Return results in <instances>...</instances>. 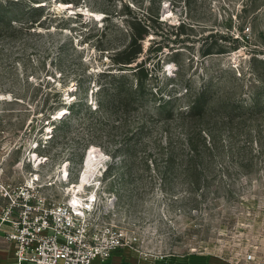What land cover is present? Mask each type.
Instances as JSON below:
<instances>
[{
    "label": "rangeland",
    "instance_id": "374dc122",
    "mask_svg": "<svg viewBox=\"0 0 264 264\" xmlns=\"http://www.w3.org/2000/svg\"><path fill=\"white\" fill-rule=\"evenodd\" d=\"M73 1L0 0V209L41 157L63 200L54 170L96 147L128 250L264 264V0ZM146 31L147 64L115 67ZM122 74L136 104L111 101Z\"/></svg>",
    "mask_w": 264,
    "mask_h": 264
},
{
    "label": "built area",
    "instance_id": "2783aa9c",
    "mask_svg": "<svg viewBox=\"0 0 264 264\" xmlns=\"http://www.w3.org/2000/svg\"><path fill=\"white\" fill-rule=\"evenodd\" d=\"M41 158L44 162L33 166L19 186H3L10 201L0 209V225L10 226L6 236L16 246L18 264L105 263L115 252L133 248L115 219L116 194L98 179L102 172L87 173L81 188L84 170L75 177L71 162L58 165L54 174L65 186L59 201L48 192L55 185L52 175L41 168L49 158Z\"/></svg>",
    "mask_w": 264,
    "mask_h": 264
},
{
    "label": "trees",
    "instance_id": "16d2710c",
    "mask_svg": "<svg viewBox=\"0 0 264 264\" xmlns=\"http://www.w3.org/2000/svg\"><path fill=\"white\" fill-rule=\"evenodd\" d=\"M64 2H67L66 4H72L75 5V2L73 0H63ZM33 2V1H32ZM39 4L38 2H34ZM27 10L29 11L30 14L38 16L37 19L34 20H30L28 22V24L31 26V28H35L36 26H42L43 25V20H42V16L43 14L46 12V8L45 5H34V4H29L27 7ZM136 22L140 25L143 26L147 25L146 23H144V20L141 18H137ZM5 24V22H3ZM7 25H17V21H8L6 22ZM148 34V32L146 31L144 34H134L132 36V42L130 43L131 47L129 48H125L123 50H121L118 54H117V58L114 60V65L119 66L120 68H133V66L131 67H127V65L130 64H134L136 63V67H137V71H135L134 75H136L135 73H137L138 71H140V65L144 63H146V58L141 59V61H139V59L142 57L144 50H143V42L141 40H143L146 35ZM238 40V39H237ZM162 52L164 51L161 50ZM121 70H126V69H121ZM130 70V69H129ZM114 82V87H111V101L115 102V103H126V105H133L136 104L137 99H139L138 97H141L143 95V91L145 89V84L143 82H139V80H136V83H134L133 81H131V79L129 78L128 75L126 74H122V75H114L112 76ZM103 87H100L98 90H102ZM109 91V88L107 89H103V92ZM191 109H195V106H193V108Z\"/></svg>",
    "mask_w": 264,
    "mask_h": 264
},
{
    "label": "crops",
    "instance_id": "0c3cea01",
    "mask_svg": "<svg viewBox=\"0 0 264 264\" xmlns=\"http://www.w3.org/2000/svg\"><path fill=\"white\" fill-rule=\"evenodd\" d=\"M10 230L8 224L0 225V264H18L15 256L16 246L7 240V232ZM31 264V263H25ZM94 264H219L210 257L202 255H165L163 258L157 256H144L130 250L117 251L105 263L99 260Z\"/></svg>",
    "mask_w": 264,
    "mask_h": 264
},
{
    "label": "bare ground",
    "instance_id": "6f19581e",
    "mask_svg": "<svg viewBox=\"0 0 264 264\" xmlns=\"http://www.w3.org/2000/svg\"><path fill=\"white\" fill-rule=\"evenodd\" d=\"M95 15L98 16L99 14L96 13ZM104 159L105 158L100 154L96 147H93L88 152H86L84 159L85 164L82 169V171L84 170L83 179L81 182L78 183L81 188L83 187V184L86 183L85 176L87 175V173H100L101 169L99 168L101 165H104ZM36 161H38V157L36 158ZM76 187L77 186L75 185L73 189H76Z\"/></svg>",
    "mask_w": 264,
    "mask_h": 264
}]
</instances>
